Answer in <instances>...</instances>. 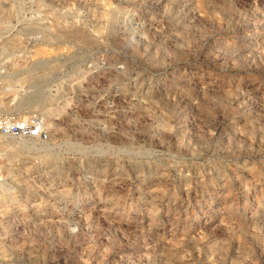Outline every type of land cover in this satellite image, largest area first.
Here are the masks:
<instances>
[{
  "label": "rangeland",
  "instance_id": "rangeland-1",
  "mask_svg": "<svg viewBox=\"0 0 264 264\" xmlns=\"http://www.w3.org/2000/svg\"><path fill=\"white\" fill-rule=\"evenodd\" d=\"M0 9V264H264V0Z\"/></svg>",
  "mask_w": 264,
  "mask_h": 264
},
{
  "label": "built area",
  "instance_id": "built-area-1",
  "mask_svg": "<svg viewBox=\"0 0 264 264\" xmlns=\"http://www.w3.org/2000/svg\"><path fill=\"white\" fill-rule=\"evenodd\" d=\"M7 4V2H1ZM3 9H0V25H2L3 16L1 15ZM9 31L0 30V101L3 94L11 91L9 85L2 86L3 77L7 76L10 70L20 68V57L23 50L19 47L8 48L6 45ZM2 94V95H1ZM12 93L5 97H10L13 100ZM0 137L19 139H35L38 142H44L47 139V131L43 128L42 116L37 112H28L20 114L17 112H6L0 110Z\"/></svg>",
  "mask_w": 264,
  "mask_h": 264
}]
</instances>
